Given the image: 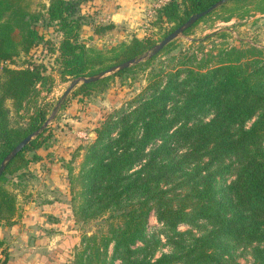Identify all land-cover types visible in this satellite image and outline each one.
<instances>
[{
    "label": "trees",
    "instance_id": "16d2710c",
    "mask_svg": "<svg viewBox=\"0 0 264 264\" xmlns=\"http://www.w3.org/2000/svg\"><path fill=\"white\" fill-rule=\"evenodd\" d=\"M81 1L48 0L46 7L45 19L61 33L62 81L94 75L154 46L148 37H132L107 50L86 46L79 39L80 18L74 16ZM217 1L168 0L156 15L176 28ZM229 5L233 7L225 21L236 18L238 11L240 20L264 13V0H226L210 14ZM27 8L26 0H0V162L47 119L45 105L31 103L37 86L49 83L50 77L37 65L5 66L39 39L31 26L36 18ZM217 34L228 35H210ZM238 42L199 60L189 55L166 70L150 71L132 102L95 129V138L84 146L80 170L69 182L75 215L82 222L101 219L104 232L85 238L79 264H92L91 258L106 264L114 259L121 264H236L227 258L238 247L250 249V264H264V48ZM128 69L82 83L78 91L86 94ZM6 100L16 112L31 104L24 126L10 124ZM64 101L58 105L63 107ZM46 131L47 126L0 174V226L12 224L17 210V195L4 185L6 176L28 164L25 152L42 147ZM227 172L233 178L216 186ZM150 213L168 232L169 251L156 258L153 240L144 236ZM199 222L205 228L198 235L177 230L178 225ZM137 241L144 245L135 246ZM0 250H5L2 240ZM6 260L4 253L0 264Z\"/></svg>",
    "mask_w": 264,
    "mask_h": 264
},
{
    "label": "rangeland",
    "instance_id": "374dc122",
    "mask_svg": "<svg viewBox=\"0 0 264 264\" xmlns=\"http://www.w3.org/2000/svg\"><path fill=\"white\" fill-rule=\"evenodd\" d=\"M167 1L150 0L140 10L141 14L135 15L130 21H113L110 16L101 14L100 10L91 6V0H82L74 13L81 22L79 39L86 46L100 50L115 47L132 37H148L156 44L175 28L172 23L158 20L156 15L157 8ZM26 2L28 12L36 18L31 26L37 31L39 39L26 54L12 58L5 66H39L42 74L49 76L51 81L37 86L38 93L31 104L45 105L46 118L52 112L54 114L47 124L43 146L26 151L28 164L6 176L4 185L17 195V210L13 223L1 226L9 227L10 232L18 235L19 241L14 245L17 250L25 252L24 250L37 248L40 252L37 258L39 264H79L78 256L86 243L85 238L100 236L104 232L101 219L82 222L75 215L69 182L70 176L77 175L80 170L84 146L95 138V129L108 115L132 102L145 87L150 71H158L159 68L166 70L189 55L196 56L197 60L204 58L208 52L214 55L222 47L239 46L238 40L264 48V17L251 15L243 22L238 11L236 18L225 21L224 18L233 7L229 5L203 16L191 31L172 40L165 50L162 48L149 64L145 63L147 58H143L129 66L121 75L109 78L101 87L91 89L85 94L78 91L82 84L79 83L64 96L71 79L62 81L59 78L58 45L61 33L56 23H49L45 19L48 0ZM214 32L228 35H210ZM61 98L65 100L63 107L58 105ZM31 104L28 110L23 108L16 112L12 102L5 101L12 126H24L31 113ZM207 118L208 115L204 120ZM34 155L37 157L33 158ZM232 178L233 173L227 172L223 178L217 179L216 186L224 181L229 182ZM199 224L178 225L177 230H190L198 235L205 228L203 222ZM165 233L168 232L164 226L150 213L144 236L147 240L152 239L155 244L152 258L169 251ZM143 245L142 241L135 244L139 247ZM110 255L111 245L105 259L108 260ZM227 259L236 264H250V249L238 247L230 252ZM94 261L91 258L92 264L107 263L102 260L99 263ZM111 264H121V261L114 259Z\"/></svg>",
    "mask_w": 264,
    "mask_h": 264
},
{
    "label": "crops",
    "instance_id": "0c3cea01",
    "mask_svg": "<svg viewBox=\"0 0 264 264\" xmlns=\"http://www.w3.org/2000/svg\"><path fill=\"white\" fill-rule=\"evenodd\" d=\"M150 0H91L92 5L100 10L101 14H107L113 21H130L135 15L141 14L140 10ZM264 17V13H256L254 17ZM247 19L242 20L246 22ZM15 226V225H14ZM12 228V227H11ZM0 240L4 242L5 250L2 253L0 250V257L3 259V254H7V260L3 264H39L37 259L39 256L37 248L30 250H17L15 243L19 241L18 235L10 232L9 227L0 226ZM0 258V259H1Z\"/></svg>",
    "mask_w": 264,
    "mask_h": 264
},
{
    "label": "water",
    "instance_id": "95a60500",
    "mask_svg": "<svg viewBox=\"0 0 264 264\" xmlns=\"http://www.w3.org/2000/svg\"><path fill=\"white\" fill-rule=\"evenodd\" d=\"M225 1L226 0H218L217 2H215L214 4H212L211 6L206 8L205 10L190 15L182 24H180L175 29H173L171 32H169L158 43L154 44V46L151 48V50L147 54H144V55H142L141 57H138V58L129 59V60L125 61V62H122V63H119V64H117L115 66H112V67H110V68H108L106 70L98 72V73H96L94 75H91V76H88V77H79V78L72 79L70 81L68 87L66 88V90H65L63 95L65 96L68 92H70V90L73 87H75L79 83H91V82L97 81V80L103 78L104 76H106L108 74L115 73L117 71L126 69L129 66H131L132 64H135V63L139 62L143 58H150V57L156 55L168 43H170L172 40H174L175 38H177L180 35H182L184 33V31L186 29H188L194 22H196L198 19H200L201 17L205 16L206 14L210 13L211 11L215 10L219 5H221ZM53 114H54V112L51 113L50 117L47 118L43 122V124L36 131H34V132L28 134L27 136H25L20 142H18L10 150V152H8V154H6V156H4V158L0 162V174L3 172L4 168L12 160V158L20 150H22L24 148V146H26L33 138H35L40 132L43 131V129L47 126V124H48L50 118L53 116Z\"/></svg>",
    "mask_w": 264,
    "mask_h": 264
}]
</instances>
